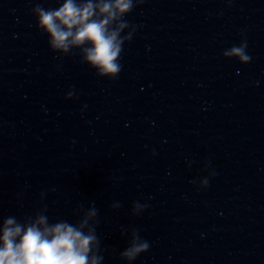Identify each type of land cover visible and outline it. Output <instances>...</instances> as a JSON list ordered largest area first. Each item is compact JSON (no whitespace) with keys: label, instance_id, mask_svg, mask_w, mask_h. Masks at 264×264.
<instances>
[{"label":"clouds","instance_id":"9594fccd","mask_svg":"<svg viewBox=\"0 0 264 264\" xmlns=\"http://www.w3.org/2000/svg\"><path fill=\"white\" fill-rule=\"evenodd\" d=\"M143 3L144 0H62L55 8L36 3L31 15L35 17L37 30L47 36L53 53L62 57L78 53L80 63L93 69L97 77L116 80L122 70L124 45L137 30L126 17ZM247 48V39L241 33L240 43L225 49L222 56L248 64L251 56ZM73 98L78 97L74 89H69L65 99ZM214 175L215 172H210L200 179L199 187L206 189ZM44 197L42 192V207L33 213L3 219L0 264H103L104 249L97 234L99 209L94 204L87 208L81 204L74 212L78 216L74 223L67 219L52 222L48 207L43 204ZM120 207L118 202L111 205L114 210ZM148 207L147 203L134 202L132 215L139 216ZM125 232L128 230L123 229L121 235ZM128 235V246L119 253V258L125 264H133L149 251L150 243L140 236L137 228H132Z\"/></svg>","mask_w":264,"mask_h":264}]
</instances>
